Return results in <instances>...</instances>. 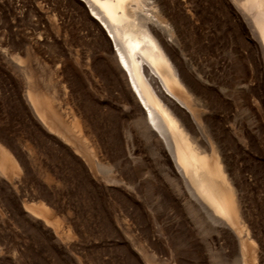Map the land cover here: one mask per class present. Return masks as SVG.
I'll return each instance as SVG.
<instances>
[{"label": "rangeland", "instance_id": "1", "mask_svg": "<svg viewBox=\"0 0 264 264\" xmlns=\"http://www.w3.org/2000/svg\"><path fill=\"white\" fill-rule=\"evenodd\" d=\"M150 1L202 84V124L245 180L264 257V55L229 0ZM112 55L78 0H0V144L18 166L0 168V264H237V245L173 198L170 161ZM27 90L64 125H44Z\"/></svg>", "mask_w": 264, "mask_h": 264}, {"label": "bare ground", "instance_id": "2", "mask_svg": "<svg viewBox=\"0 0 264 264\" xmlns=\"http://www.w3.org/2000/svg\"><path fill=\"white\" fill-rule=\"evenodd\" d=\"M78 1L111 42L113 61L125 75L144 111L150 134L159 145L160 165L164 167L166 160L170 161L164 177L173 198L177 200L182 196L187 212L201 223L205 222L219 237H226L237 245V264H264L263 243H259L252 230L245 203V180L236 174L234 165L231 166L224 146L209 135L212 130H206L202 124L203 109L207 105L200 98L199 84L191 82L185 58L184 67L176 59L180 53L174 29L163 17L162 9L150 0ZM229 1L247 25L256 50L264 55V0ZM206 74V70L199 67L195 75L199 80ZM260 76L264 87V61ZM45 94L27 90L26 100L43 124L54 129L57 123L61 124L62 117L60 119L55 111L54 100ZM4 167L16 169L18 166L0 144V168ZM36 209L44 208L38 204Z\"/></svg>", "mask_w": 264, "mask_h": 264}]
</instances>
